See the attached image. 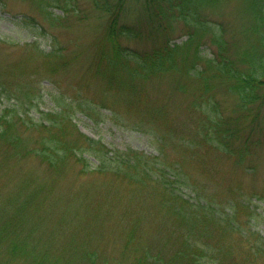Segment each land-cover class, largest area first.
Segmentation results:
<instances>
[{
    "label": "trees",
    "instance_id": "16d2710c",
    "mask_svg": "<svg viewBox=\"0 0 264 264\" xmlns=\"http://www.w3.org/2000/svg\"><path fill=\"white\" fill-rule=\"evenodd\" d=\"M52 1L58 4L62 0ZM127 1L92 0L96 9L107 14L103 40L108 48L97 53L95 65L98 104L96 100L69 99L59 93L54 96L55 108L44 112L41 121L15 105L0 112V164L6 165L11 158L27 152L45 165L51 177L43 183L37 181V175L27 174L23 177L26 185L17 187L15 183L7 194L0 193V264H261L264 238L257 233L258 249L250 241L256 232L245 218L251 213L242 209L240 203H244L232 193H224L227 191L221 189V183L211 179L213 168L198 160L204 158V146L205 154L220 155L216 159L233 158L234 167L241 168L252 147L264 144V134L258 137L264 122L259 106L264 102V0H241L240 39L236 45L223 34L224 24L213 21L218 7L228 0H136L142 3L146 25L126 20ZM181 20L188 39L174 43L170 33ZM163 34L165 40L152 50L121 41V37ZM208 42L215 45L211 56L202 53ZM64 49L55 46L46 52V62L62 55ZM184 67L185 74L197 81L201 93L191 99L194 110L203 113L195 131L198 136L187 135L185 149L181 142H175L182 135L178 137L167 125L170 118L164 115L160 103L153 106L144 101L142 108L139 106L140 113H159L155 118L134 121L153 135V141L161 137L155 144L165 156L162 167L134 160L144 157L142 151L110 149L77 127L74 117L78 111L98 123L109 118L102 109L110 108L111 117L121 120L117 111L124 102L120 100L134 91L138 96L146 95L147 81ZM117 71L127 74L136 87L117 85L115 81H123ZM187 85L179 82L183 91H189ZM218 88L234 98V113L229 117L222 114L215 96ZM205 91L209 93L207 101L199 99ZM127 104L134 102L129 100ZM23 127L39 131L38 138L33 140L31 131L24 136ZM168 131L172 139L169 146L182 149L175 151L174 161L168 159L172 155L163 137ZM126 165L135 166V173ZM68 172L83 179L87 187L90 184V189L84 185H58L56 198L43 208L45 196L53 190L54 182L50 181H63ZM119 173H125L123 180ZM120 180L122 184H118ZM33 182L40 186L29 189ZM181 184L191 188L195 197L190 200L181 194L177 190ZM227 187L232 191V186ZM124 188V200L112 196ZM130 194L134 205L129 202ZM145 207L154 209L156 225H152L154 230L144 232L140 223L150 209ZM117 209L125 213L121 218L118 214V222H122L115 224L120 228L119 235L113 238L117 254L107 255L100 243L107 227L116 222L112 218ZM260 258L263 259L259 261Z\"/></svg>",
    "mask_w": 264,
    "mask_h": 264
},
{
    "label": "rangeland",
    "instance_id": "374dc122",
    "mask_svg": "<svg viewBox=\"0 0 264 264\" xmlns=\"http://www.w3.org/2000/svg\"><path fill=\"white\" fill-rule=\"evenodd\" d=\"M224 4L222 8L221 6L218 7L219 12L214 13L213 21L224 24L226 30L223 34L231 43L233 42L236 45L238 39H240L238 31L240 30L241 19L239 13L243 2L241 0H228ZM141 5L140 1H127V11L125 12L127 21L145 23L147 19ZM214 7L217 8V6ZM45 9L52 10V12L66 19L51 24L45 15ZM80 9L83 12H79ZM31 17H33V20H30ZM106 17L107 14L104 16L101 10L94 7L92 0H62L58 5L51 0H0V111L15 105L22 113H28L35 121H41L44 112L56 106L54 96L59 93L69 99L80 97L85 101L96 100L95 103L98 104L100 100L94 92V85L97 84L96 80L99 78L95 73V65L98 62L97 53L99 51L102 53L103 49L108 48V44L103 40ZM28 20L34 27L42 25L44 27L42 28L43 32L46 31L48 35L36 36L39 33L38 31L34 32L32 28L25 26L26 23H29ZM217 25L222 28V24ZM49 37L58 40L56 43L59 46H64L65 49L62 50V55H56L47 63L45 53L46 50L51 49L49 48L51 41ZM170 37L174 43H182L188 39L183 20L175 26L173 32L170 33ZM165 38L166 35L163 34L162 36H144L143 38L121 37V41L141 50H152L155 45L162 43ZM213 49L215 50V45L210 43L207 47H202V53L211 56ZM65 53L66 58L64 57ZM50 66L52 68H48ZM186 70L184 67L162 77L154 76L144 86L146 87V95L138 96L134 91L120 100L124 104L123 106L120 105L121 107L119 106L120 109L117 114L127 124L115 123L108 118L96 124L82 111L76 113L74 121L82 131L93 138L102 139L110 149L120 148L124 150L132 148L137 152L142 151L144 157L134 160H141L145 164L149 162L156 167H162V158H165V156L159 152L155 144L156 141L161 140V137H157L153 144L151 135L136 126L134 121L142 118H155L156 113H159L155 110H152V114L140 113L139 106L142 108L141 104L144 101L153 106L159 103L162 104L164 115L168 114L170 118L167 125L170 126L175 135L178 137L182 135L181 139L176 138L175 142H181L182 148L185 149L186 136L191 135V138L198 136H196L195 131L196 127L202 123L200 118L203 115L200 110H194L191 105L192 96L201 93L198 92L197 81L186 75ZM117 72L118 78L123 80L121 82L115 81L117 85L136 87L127 74ZM180 81L188 84L186 88L189 91H183L179 88ZM101 88L104 89V87ZM221 90V88L215 89L214 93L220 101L222 114L229 117L234 113L235 101L233 97L222 93ZM138 92L141 91L138 90ZM105 94L110 95V93ZM208 98L209 93L205 91L202 98L199 99L207 101ZM129 100H132L134 104H127ZM259 106L262 109L261 114L264 118V102ZM175 108L176 110H174ZM102 111L107 114L112 113L110 108H104ZM262 127L263 132L258 137L264 134V122ZM31 130V127L26 128L22 133L25 136ZM39 134L40 132L36 130L30 132L33 140L38 138ZM256 134L259 133L256 132ZM163 137L167 139V145L169 146V142L172 140L171 132L164 133ZM0 143H2V139H0ZM8 145L14 146L15 144ZM176 150L182 149L180 146H169L168 152L172 155L168 157L170 161H174ZM201 152L204 158L198 161L213 168L210 170L212 181L221 183L223 188H220L227 191L224 193H232L233 197L244 203H240L242 209L251 213L245 219L256 232L250 241L255 243V248L258 249L257 244L259 242L256 239L259 236L258 234L264 238V144L252 147L247 161L244 160L246 165H242L241 168L234 167L233 158L216 159L220 155L214 152L205 154L204 146L201 148ZM148 156L151 159L148 160ZM127 167H132L130 170L133 174L135 173V166ZM68 173V178L63 181H58V179L50 181V183L54 182L53 190H51L53 193L49 192L45 196L43 208L46 207L49 201L56 198L55 192L59 191L58 185H76L77 187L84 185L87 189H90L91 185L89 184L87 187L84 184L86 182L81 178H76L74 172ZM27 174L37 175L39 177L37 181L43 183H45L44 179L47 177L51 180L45 165L41 164L32 154L26 152L20 155L19 158H11V161L6 165L0 164V193L7 194L15 183L17 187L23 184L26 185V179H23V177ZM119 175H122V180L126 176L125 173H119ZM122 182L120 180L118 184H122ZM228 183L232 185H226ZM32 185L40 186L39 183L33 182L29 189L32 188ZM227 186H232V191ZM177 190L190 200L195 197V193L191 188L185 185H179ZM46 192L48 191L44 193ZM126 193L127 189L124 188L112 193V196L122 199L123 196H126ZM92 196H95V192ZM130 197L131 194L128 199L134 205L135 201L130 200ZM145 208L150 209L147 216L140 223V229L144 232L148 229L154 230L152 225H156L152 215L154 209L152 207ZM118 214L121 218L125 214L124 210H116L112 218H116V222L107 227L106 237L100 243V247L106 250L107 255L117 254V247L113 242V238L119 235L120 230L115 224L122 222L121 219L118 222ZM127 222L128 220L124 221L123 224ZM162 231L164 232V230ZM262 259L260 258L259 261ZM261 264H264V259Z\"/></svg>",
    "mask_w": 264,
    "mask_h": 264
}]
</instances>
